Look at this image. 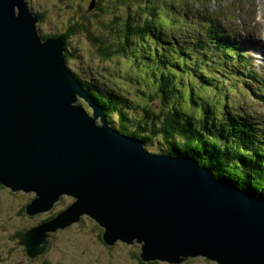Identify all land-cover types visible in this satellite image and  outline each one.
<instances>
[{"label":"water","instance_id":"water-1","mask_svg":"<svg viewBox=\"0 0 264 264\" xmlns=\"http://www.w3.org/2000/svg\"><path fill=\"white\" fill-rule=\"evenodd\" d=\"M39 19L25 0H0V184L34 193L28 216L73 201L17 235L25 254L85 215L107 246L136 242L144 261L264 264V199L113 128L67 67L65 39L42 38Z\"/></svg>","mask_w":264,"mask_h":264},{"label":"trees","instance_id":"trees-1","mask_svg":"<svg viewBox=\"0 0 264 264\" xmlns=\"http://www.w3.org/2000/svg\"><path fill=\"white\" fill-rule=\"evenodd\" d=\"M183 2L184 5L177 4V9L172 10L174 4L164 1L163 6L167 10L162 16L154 6H148L146 16H142L139 23L125 24L126 30L118 43L116 52L144 71V84L148 83L151 90H145L149 92L148 104L152 106L157 101L158 106L149 119V110L146 109L144 119H137L135 125L130 121L136 118L135 110L129 112L122 97L95 82H90L93 87L88 86L85 80L75 76L103 107L108 123L122 134L141 139L144 148L160 136V152L155 153L188 155L199 165L210 168L216 178L264 197V119L260 118L259 111L251 106L231 105L229 109L223 104L215 112L205 100L197 101L198 94L192 95L191 89V81L196 78L202 88L216 87L227 99L242 97L244 85L246 92L255 98L252 104H264V77L258 78L255 73L252 75L241 69V45L238 46L235 37L222 28L220 19L193 13L191 6L194 3L188 4L189 0ZM137 8L145 10V6L139 4ZM76 27L71 25L69 32L75 31ZM166 28L173 31L166 33ZM62 37L66 39L64 35ZM99 51L104 58L110 57V51ZM189 61L191 65L187 68ZM217 61L223 62L227 73L215 77L214 72L220 71L214 70ZM231 79L242 86H235L236 90L226 94L225 88ZM135 81L140 83L137 79ZM139 90L141 94L145 93ZM185 104L200 107V116L193 120L191 110ZM117 243L137 244H126L120 240L110 246L104 244L111 248ZM139 252L133 254L138 264L165 263L151 259L144 261Z\"/></svg>","mask_w":264,"mask_h":264},{"label":"rangeland","instance_id":"rangeland-1","mask_svg":"<svg viewBox=\"0 0 264 264\" xmlns=\"http://www.w3.org/2000/svg\"><path fill=\"white\" fill-rule=\"evenodd\" d=\"M25 1L33 13L36 12L40 15V19L36 23L39 35L65 36L66 64L74 74L85 80L88 86L93 87L90 82H95L112 89L113 94L122 97L121 99L128 105L127 110L129 112L135 110L136 118L130 120L135 125L137 119L140 121L144 119L146 109L149 110L147 119L152 116L153 109H156L158 104L157 101L152 106L148 104V94L151 90L148 83L144 84L146 78L143 75V69L133 65L130 60L117 53L116 50L126 30L124 29L125 24L127 22L130 24L139 23L142 16H146L145 12L148 6H154L162 16L167 10L163 6L164 1L174 4L175 7L172 10H176L177 4L184 5L183 0ZM191 2L194 3L191 6L193 13H201L202 17L206 18L220 19L222 28L228 30L229 34L235 37L238 46L241 45L239 46V51L243 55L239 60V64L243 65L241 69L252 75L255 73L258 78L264 77V52L257 48V44L264 47V0H189L188 4ZM138 4L145 6V10L138 9ZM71 25L77 26L73 32H69ZM165 31L170 33L173 30L166 28ZM99 49L110 51V57L104 58ZM190 65L189 61L187 68ZM216 69L220 71L218 74L214 72L215 77L227 73L225 65L221 61L215 62L214 70ZM136 79L139 80V84L135 81ZM244 79L247 80L246 77ZM235 86H242V84L231 79L230 85L225 88L226 94L236 90ZM191 87L192 95L198 94L196 100L199 102L205 100L215 112L223 104H226L229 109L231 105L251 106L259 111L260 118L264 119V104H252L255 98L246 92L244 85L242 97L227 99H225L223 91H217L216 87L202 88L200 84L198 85L196 78L191 81ZM262 87L264 88V86ZM139 89L144 92L149 89V92L141 94ZM185 99L188 100V97ZM78 103L82 104L89 113L91 112L82 99L79 98ZM185 107L191 110L193 120L200 116V107H191L190 104H185ZM160 139L158 136L151 140L148 145H145L146 150L151 153L160 152L158 151ZM235 186L244 190L234 184ZM33 196V192H12L7 187L0 185V256L4 257V262L1 261L0 264H138L133 256L139 251L137 244L117 243L108 248L100 238L102 228L85 215L80 218L78 223L73 222L63 229H57V232L54 231L44 253L32 259L29 258L24 249L16 243L17 232L35 222L45 221L71 203L62 198L50 210L31 218L21 210ZM255 197L264 199L263 196L255 195ZM7 249L8 253H6ZM157 264L165 263L158 262ZM181 264L218 263L198 255Z\"/></svg>","mask_w":264,"mask_h":264},{"label":"flooded vegetation","instance_id":"flooded-vegetation-1","mask_svg":"<svg viewBox=\"0 0 264 264\" xmlns=\"http://www.w3.org/2000/svg\"><path fill=\"white\" fill-rule=\"evenodd\" d=\"M65 52V51H64ZM67 65V64H66ZM68 67V66H67ZM75 75V74H74ZM87 105V104H86ZM91 109V108H90ZM92 111V110H91ZM92 113V112H91ZM1 185V184H0ZM3 186V185H2ZM66 199V200H68V201H70V202H72L73 201V199L71 198V197H69V196H61V198L60 199ZM60 201V200H59ZM69 202V203H70ZM68 203V204H69ZM24 209V208H23ZM23 209L21 210V211H23ZM40 213H38V214H36V215H32V216H30L31 218H35V217H37V215H39ZM48 219V218H47ZM46 220V219H45ZM40 222H43V221H40ZM40 222H35L34 224H32V225H30V226H28V227H26V228H23V229H21L22 231L21 232H23L24 230H26V229H28V228H31V227H33V226H35V225H37V224H39ZM59 231V230H58ZM20 232V233H21ZM57 232V231H56ZM55 232V233H56ZM17 235H19V234H16L15 235V237H16V241H17ZM54 235V233L53 234H51L50 235V237L48 238V240L50 241L51 240V238H52V236ZM100 238H101V235H100ZM102 240V239H101ZM17 243V242H16ZM19 246H21V248L22 249H24V247L22 246V245H19ZM25 251V250H24ZM9 251H8V249L6 250V253H8ZM1 261H3L4 262V257H1L0 256V262Z\"/></svg>","mask_w":264,"mask_h":264},{"label":"bare ground","instance_id":"bare-ground-1","mask_svg":"<svg viewBox=\"0 0 264 264\" xmlns=\"http://www.w3.org/2000/svg\"><path fill=\"white\" fill-rule=\"evenodd\" d=\"M35 11V10H34ZM40 32V31H39ZM208 32V31H207ZM257 48L259 49V50H261V51H263L264 52V47H263V45L262 46H259L258 44H257ZM63 55H64V57H65V59H66V55H65V53H63ZM223 57V56H222ZM218 74V73H217ZM79 79V78H78ZM239 85V84H238ZM86 109V108H85ZM90 115H91V112H90ZM141 140V139H140ZM75 223V222H74ZM78 223V222H77ZM72 224V223H71ZM200 256V255H199Z\"/></svg>","mask_w":264,"mask_h":264}]
</instances>
